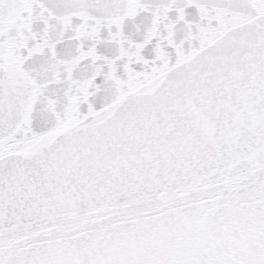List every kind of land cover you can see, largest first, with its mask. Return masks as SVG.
I'll return each mask as SVG.
<instances>
[{
  "label": "snow or ice",
  "instance_id": "6c2138e0",
  "mask_svg": "<svg viewBox=\"0 0 264 264\" xmlns=\"http://www.w3.org/2000/svg\"><path fill=\"white\" fill-rule=\"evenodd\" d=\"M0 264H264V0H0Z\"/></svg>",
  "mask_w": 264,
  "mask_h": 264
}]
</instances>
